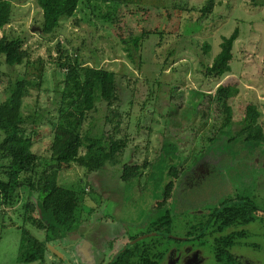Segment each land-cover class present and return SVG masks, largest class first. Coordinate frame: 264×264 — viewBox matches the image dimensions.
I'll return each instance as SVG.
<instances>
[{"label":"rangeland","instance_id":"obj_1","mask_svg":"<svg viewBox=\"0 0 264 264\" xmlns=\"http://www.w3.org/2000/svg\"><path fill=\"white\" fill-rule=\"evenodd\" d=\"M179 1V9L169 20L164 15L157 17L154 12L145 14L122 8L115 12L118 24H113L102 18L109 11L107 4H97L95 0L92 3L97 9L86 17L83 11L75 9V0H18L10 24L0 31V38L25 36L23 48H28L30 56L17 71H30L27 77L34 84L23 98L21 117L26 119L34 113L44 115L35 131L25 133L32 139L33 152L39 158L50 155L52 124L59 121L60 92L66 78V71L52 61L58 54L56 45L64 48L65 57L79 59L81 64L75 70L81 81L96 66L118 75L119 100L110 109L103 103L99 104L97 114L88 113L80 133H86L95 117L98 118L96 125L103 127L105 118L110 119L104 128L109 133L119 124L114 136L127 142L121 165L140 167L142 178L124 183L120 179L122 167L105 166L90 172L76 164L60 174L59 184L76 190L81 200L76 210L77 234H69L53 244L63 264H109L132 240L149 241L150 223L162 213H158L161 198L157 199L156 190L146 184L145 177L150 173V165L159 161L164 143H177V157L168 164L181 171L178 179L179 176H170L165 169L164 182L157 193L161 194L170 182L174 184L173 189L178 187L175 199L170 198L166 203L172 235L183 237L188 228L202 227L198 221L204 218L203 213L193 219V211L200 208L207 212L218 204L222 195L229 193L233 184L241 185L249 178L248 173L239 179L234 177L225 159L230 158L227 142L240 129L237 124L241 120L258 131L261 129L262 133L264 130V0ZM209 1L212 9L204 13L202 9ZM40 5L53 7L63 15L59 27L50 36L36 32L42 20ZM235 29L238 38L233 45L231 71L218 80L205 79L201 64L210 65L219 52L221 37L231 35ZM143 31L151 35L144 42L141 65H137L127 58L121 40ZM152 32L162 33V37H152ZM205 43L210 46L207 55L201 49ZM170 51H175L171 58ZM166 60L168 64L164 65ZM35 64L39 65L33 72ZM6 84L7 78L0 73V98ZM221 84L232 89L233 109L232 123L224 122L222 128L209 99ZM196 155L208 165L214 162L215 171L211 168L209 174L198 167V172L192 175L189 169ZM262 164L260 161L255 165L257 172L264 171ZM194 165L192 169L197 164ZM252 165L249 163V167ZM203 175L204 185L193 186L190 177ZM241 188L236 187L238 191L230 195L241 194ZM253 189L251 196H257L259 206L264 207V189L259 196ZM1 197L0 264H18L19 229L23 225L37 239H44L43 232L37 229V213L28 216L25 222L23 207L34 203L36 196L28 198L20 190L11 204H5ZM215 223L209 226L204 237L193 242L159 239L153 252H163L161 260L147 253L146 264H177L179 259L183 264H214L213 245L228 237L233 238V254L242 263L264 264V212L241 205L225 206L218 212ZM58 257L48 248L43 264H61ZM134 264H142L139 256Z\"/></svg>","mask_w":264,"mask_h":264},{"label":"trees","instance_id":"obj_2","mask_svg":"<svg viewBox=\"0 0 264 264\" xmlns=\"http://www.w3.org/2000/svg\"><path fill=\"white\" fill-rule=\"evenodd\" d=\"M17 1L0 0V31L10 24ZM67 1L70 2L71 0ZM95 1L97 4L101 2L107 4V9L110 12L108 11L102 18L104 21H110L113 24H118L119 20L115 18V12L122 8L129 10V12L135 11L145 14L154 12L157 17L165 16L169 20L172 13L180 7L179 0ZM75 7L76 10L83 11L82 14L86 17L93 14L98 6L94 2L92 3V0H75ZM40 8L42 20L40 25L36 26V32L45 37L50 36L59 27L63 15L60 11L47 5H40ZM211 9L212 2L209 1L202 11L207 13ZM161 34L152 32V37L160 39ZM150 35V33L143 31L140 35L130 34L121 40L123 50L132 63L141 65L144 42L149 40ZM237 38V29L231 35L221 37L219 52L213 57L210 65L201 64L205 79L218 80L231 71L232 50ZM24 42L25 36L10 37L3 35L0 38V73L7 78V84L2 90V97L0 98V196H2L5 204H11L20 190H23L28 198L33 195L36 196L34 203H26L23 207L27 217L25 222L28 221V216L37 213L38 227H36L43 232L44 239H37L32 235L29 227L23 225L19 229L20 238L16 262L18 264H43L47 260L48 248L52 255L58 257L53 244L69 236V234H77L76 231L79 227L76 210L80 205V195L76 190L65 188L59 184V177L63 171L70 169L72 164L90 172L99 171L105 166L122 167L120 179L129 184L140 180L142 174L138 166L121 165V158L127 142L126 139H116L114 136L119 124L109 133L104 128L110 119L105 118L103 127L96 125L98 118L95 117L86 133H80L81 125L88 113L97 114L99 104L103 103L110 109L113 103L119 100L118 91L120 87L117 73L96 66L90 68L84 75V80L81 81L75 70L81 62L77 57L73 60L65 57L64 48L59 44L56 45L57 57L52 60L60 69L66 71L64 86L60 92L59 121L52 124L53 137L50 155L46 158H39L33 152L32 139L25 133L26 130L35 131V128L44 120V115L34 113L26 119L21 117L23 98L28 94L29 87L34 84V81L27 77V74L31 73L30 71L24 70V73L17 71V68L22 66L30 56L28 48H23ZM201 49L203 54L207 55L210 46L205 43ZM174 54L175 51H170L168 57L171 58ZM163 64H168V61L166 60ZM38 65L35 64L32 68L33 72H36ZM213 94V97L209 95V99L213 101L217 121L221 123L220 127L222 128L224 122L232 123L233 109L230 104L232 89L227 84H221L217 86ZM63 106H68L69 109L65 110ZM72 107H74L73 110ZM243 122L241 120L237 124L240 129L236 130L234 136L230 137L227 142V153L230 158L225 160L228 165L227 168H230V173L232 172L234 177L239 179L243 177L244 173H248L249 178L244 179L241 185L233 184L229 193L224 194L225 196L222 195L218 204H212L213 206L207 212L206 209L199 210L200 208L193 211V214L195 213L193 219H196L198 214L203 213L202 217L204 218L198 221L202 222V227L188 228L183 237L172 235L170 209L166 204L170 198L175 199V191L178 187L173 189L174 184L170 182L162 189L161 194H157L164 182L165 169L170 176L176 178L179 176L178 179L181 177L178 175L181 171H177L175 167L168 164L177 157V143L163 144V153L159 161L150 165V173L145 177L146 184L156 190L157 199L161 198L158 213L162 214L150 223L147 236L149 241H140L137 238L132 240V243L114 255L109 264H134L137 256L140 257L142 264H146L148 261L144 257L147 253H153L155 260H161L160 257L163 252H153L159 239L171 240L176 243L198 240L204 237V233L211 224L216 225L215 218L225 206L241 205L264 212V207L259 206L261 203L257 201L258 197L251 196L252 187L258 196L264 189V171L259 170L257 172L255 167L260 161L263 163L261 167H264V130L262 129V133L261 129L258 131L257 128L250 127V123L243 124ZM238 151L243 152L238 153ZM198 160L199 157L194 162L197 164L196 167L192 169L195 166L193 164L189 169L192 175L198 172L196 170L198 167L206 170V173L209 174L212 173L211 168L214 171L217 168L215 165H208ZM249 163L253 165L249 167ZM190 180L193 186H202L206 178L203 175L200 178L190 177ZM181 182L182 180L179 181L178 186ZM236 187H240L242 193L237 192L235 195H230L234 191H238ZM179 209L180 207H178ZM262 232L264 239V231L262 230ZM141 242H144L142 247H140ZM233 245L234 242L231 237L222 239L218 245H213L211 252L214 264H244L233 254ZM176 251L181 252L179 249ZM58 259L63 264L59 257ZM180 263L183 264L181 259L178 260L177 264Z\"/></svg>","mask_w":264,"mask_h":264},{"label":"flooded vegetation","instance_id":"obj_3","mask_svg":"<svg viewBox=\"0 0 264 264\" xmlns=\"http://www.w3.org/2000/svg\"><path fill=\"white\" fill-rule=\"evenodd\" d=\"M206 164H207V163H206ZM209 164L215 165V164H214V162H213V163H212V162H210ZM206 166H207V165H206Z\"/></svg>","mask_w":264,"mask_h":264}]
</instances>
